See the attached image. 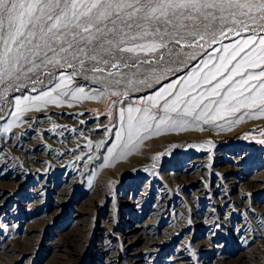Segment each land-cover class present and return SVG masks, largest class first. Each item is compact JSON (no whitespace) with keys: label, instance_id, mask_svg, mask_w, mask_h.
Instances as JSON below:
<instances>
[{"label":"rangeland","instance_id":"1","mask_svg":"<svg viewBox=\"0 0 264 264\" xmlns=\"http://www.w3.org/2000/svg\"><path fill=\"white\" fill-rule=\"evenodd\" d=\"M245 37L237 40L234 34L219 37L220 43L205 45V49L181 50L169 44L171 56L166 50L163 61L142 63L138 68L122 65L134 59L153 60L157 54L141 52L138 57L124 54L119 70L122 75L103 65V73L93 74L80 71L78 64L72 69L62 61L59 65L45 66L37 60L36 71L27 72L25 68L18 80L0 81V264H253V260L261 261L264 253L257 237L246 239L252 232L256 233L259 211L264 208V157L254 153L261 150L264 154L261 143L264 110L256 106L221 108L226 94L221 91L203 100L201 108L208 105L210 109L203 118H196L201 108L184 116L182 122L175 112L167 113L168 119L179 125L170 138L147 139L144 132L133 129L129 139V108L141 109L131 114L136 122L144 115V109H150V114L156 117L166 114L165 99L171 100L169 93L178 94L187 85L188 76L208 59L205 52L215 59L224 53L213 49H222ZM148 39L136 42L146 43ZM182 43H191V39ZM177 52L181 54L177 56ZM90 67L91 61L85 65ZM63 72L75 73L76 80H80L78 85L57 90V80ZM108 72L114 75L109 76ZM82 84L97 89L87 94V101L77 92ZM199 91L189 89L188 94L197 95ZM48 92L51 96L44 95ZM161 93L164 96L157 100ZM95 97L99 100L94 101ZM213 100L217 103H210ZM80 108H83L81 114ZM57 109L77 112L76 117L85 118L87 131L93 125H100L85 137L86 145H81L84 149L74 148L72 156L67 151L57 154L62 144L57 142V134L52 133L57 131L53 124L56 119L49 116L57 114ZM35 117L45 120L29 125ZM79 130V126H74V135L79 136ZM189 132L200 136L178 138ZM38 135L44 138L40 140ZM121 140L133 142L130 143L132 156L114 161L117 150L122 148L116 146ZM28 142L36 146L35 156L29 157ZM142 151L150 155L138 162L136 157ZM181 157L184 159L180 170L197 176L191 192L182 191L167 180ZM197 158L200 159L197 166L189 164ZM209 161L211 165L207 164ZM126 164L133 167L125 168ZM227 166L244 168L246 174L231 172L228 176L218 169ZM251 178H256L259 188L250 186ZM226 184H233L229 194L235 197L221 198L226 200L223 206L232 211L230 219H223L226 210L221 207L217 219L211 220L209 216L188 220L185 216L182 220L186 223L181 228L174 226L172 212L177 214L184 203L187 208H195L196 204L190 201L192 192L204 191L198 200L213 204L220 200L217 197ZM159 195L163 202L168 199L166 215L160 213ZM242 222L243 226H238ZM161 237L163 240H158Z\"/></svg>","mask_w":264,"mask_h":264},{"label":"snow or ice","instance_id":"2","mask_svg":"<svg viewBox=\"0 0 264 264\" xmlns=\"http://www.w3.org/2000/svg\"><path fill=\"white\" fill-rule=\"evenodd\" d=\"M244 32L250 35L213 49L224 55L214 59L205 52L208 59L188 76L187 85L178 94L169 93L173 98L165 99L164 111L175 112L182 122L184 116L201 108L203 100L221 91L226 92L221 108L256 106L264 110V0H0V81L18 80L25 68L27 72L36 71L37 60L45 66L62 61L72 69L78 64L80 71L93 74L103 73V65L122 75L119 70L124 54H157L153 60L134 59L122 65L138 68L142 63L163 61L166 50L171 56L169 44L181 50L205 49V45L220 43L219 37H239ZM145 38L150 39L136 42ZM189 38L191 43H182ZM89 61L92 67L85 68ZM64 79L72 77L62 76ZM189 89L200 91L189 95ZM44 95L51 96V92ZM163 96L161 93L157 100ZM209 110L204 105L196 118H203ZM134 111L139 113L141 109H128L130 140L133 129H146L147 121L155 119L150 109H144L143 117L136 122L131 115Z\"/></svg>","mask_w":264,"mask_h":264},{"label":"bare ground","instance_id":"3","mask_svg":"<svg viewBox=\"0 0 264 264\" xmlns=\"http://www.w3.org/2000/svg\"><path fill=\"white\" fill-rule=\"evenodd\" d=\"M248 35H250V33L248 34L247 32H244V33H242V35L241 36H239V37H237L236 38V40L237 39H241L242 37H245V36H248ZM236 36V35H235ZM62 76H71L72 77V79H64V80H61V77ZM76 77H77V75H75V73H67V72H63V73H60L59 74V78H58V80H57V85H59V87H57V90H62V89H64V87L65 86H67V85H69V87L71 86V84H77V83H79V81H77L76 80ZM66 82L65 83V85H63V82ZM56 85V86H57ZM78 85V84H77ZM84 84H82V85H79L78 86V88H84L83 90V93H80V97L82 98V99H84V100H86L87 99V94L89 93V92H91V90H97L96 88H95V86L94 85H90V86H87V87H85V86H83ZM74 86H76V85H74ZM60 97V96H59ZM60 99H61V97H60ZM101 99V98H100ZM172 99V98H171ZM88 100V99H87ZM86 100V101H87ZM94 101H97V100H99V97L97 98V97H95L94 99H93ZM58 101V100H57ZM78 102V101H77ZM82 106V105H81ZM49 110V109H48ZM61 111L63 112V113H61ZM80 114H81V112H83V108H80ZM55 113V112H54ZM76 114H77V112H74V111H70V110H63V109H57V114L55 113V114H50L49 116H52L53 118H55L56 120H54V122H53V124H55L56 125V128H57V131L56 132H52V133H56L57 135V138H56V140H57V142L59 143V144H62V145H59V150H57L58 151V153L57 154H63V152L64 151H67V153H69V155L70 156H72L71 155V153H72V151L74 150V148H83L84 149V147H81V145H86V139H85V137H87L88 136V134L89 133H93V130L96 128V127H98V126H100V125H97V126H95V125H93L92 127H90V129H89V131H87V130H85L84 129V127H85V118H83V117H76ZM222 114V113H221ZM35 115V114H34ZM33 115V116H34ZM216 115H217V113H216ZM159 116V115H158ZM143 117V116H142ZM155 117V119H152V120H149V121H147V124H148V127L146 128V129H141V130H139V131H141V132H144L143 134H144V138H147V139H150V138H155V137H157V138H165V139H168V138H170L169 136H171V135H173L176 131H178V127H179V125L177 124V121L175 122L174 120H170V119H168V118H166V117H168L167 116V114H162V115H160L159 117H156V116H154ZM177 117V116H176ZM259 117V116H258ZM51 118V117H50ZM28 120V119H27ZM41 120H45V119H43V118H37V117H35V118H33V119H31L29 122H28V124L29 125H31L32 123H35V122H37V121H41ZM162 120H164V123H161V121ZM189 120V119H188ZM179 121V120H178ZM179 123H180V121H179ZM74 126H79L80 127V130L78 131V134H79V136H76V135H74L75 134V132H74ZM31 126H29V128H30ZM51 127H53V126H51ZM55 128V129H56ZM194 131V130H193ZM184 132V131H183ZM187 132V131H186ZM178 133V132H177ZM197 133V132H196ZM107 134V133H106ZM141 134V133H140ZM108 135V134H107ZM137 135V134H136ZM202 135V134H201ZM23 136V135H22ZM38 136H40L39 137V139L41 140V139H43L44 138V135H38ZM37 136V137H38ZM137 136H139V135H137ZM200 136V133L199 134H194V133H192V134H190V132H189V134L187 133V134H180L179 135V137L178 138H190V137H199ZM143 137V136H142ZM22 138V137H21ZM36 138V137H35ZM88 138V137H87ZM37 139V138H36ZM35 140V139H34ZM135 140V139H134ZM133 140V141H134ZM144 141V140H143ZM31 143H32V141H30ZM37 142V141H36ZM39 142V141H38ZM52 142V141H51ZM89 142V141H88ZM29 143V142H28ZM130 143H133V142H130V141H126V140H124V141H119L117 144H116V146L117 145H120L119 146V148L120 147H122L120 150H117V156L114 158L115 160L114 161H123V160H127V159H129L131 156H132V151H133V149H132V147H131V145H130ZM139 143H142V142H139ZM35 144H37V143H35ZM27 145V144H26ZM139 147H140V145H138ZM159 147H162L161 145L159 146ZM40 149L41 147L39 146H37V149ZM86 148V147H85ZM118 148V149H119ZM26 149H27V151H30V154H29V157H32V156H35V154L33 153L35 150H36V146H34L33 144H30L29 143V146H27L26 147ZM111 149V148H110ZM114 150V149H113ZM46 151V150H45ZM56 151V150H55ZM111 151V150H110ZM109 151V152H110ZM194 151H197V150H194ZM145 152V151H144ZM143 151H142V153H141V155L140 156H138V157H136V161H138V162H140V161H143V160H145V159H147L148 157H149V155H150V153L149 152H145L144 153ZM198 153H199V151H197ZM34 155H33V154ZM37 153V152H36ZM42 153V152H41ZM82 153V152H81ZM112 153V152H111ZM114 153V152H113ZM134 153V152H133ZM248 152H246V154L245 155H248L247 154ZM250 153H253L252 151H250ZM255 153V155L256 156H260V155H262L263 157H264V154L262 153V151L261 150H257V151H255L254 152ZM115 154V153H114ZM219 154V153H218ZM45 155V154H44ZM79 155V154H78ZM108 155H109V153H108ZM107 155V156H108ZM28 156V155H27ZM74 156V155H73ZM81 156V155H80ZM200 154H198V157L200 158ZM76 157V156H75ZM79 158V157H78ZM81 158V157H80ZM199 158H197V159H195V160H192L191 162H189V164H191L193 167H195V166H197L196 164H197V162H198V160H200ZM259 158V157H258ZM105 159H106V157H105ZM183 157H181L180 158V160L178 161V163L179 164H177V166H176V170L175 169H172V171L169 173V175H168V178H167V180H170L171 182L173 181V183L175 184V186H176V188L177 187H181L180 189L183 191V190H186V192H191L192 191V186L196 183V180H197V176H194V175H189L188 173H185V171H183V170H180V166L181 165H183ZM218 159H219V157H218ZM133 162H135V161H133ZM137 162V163H138ZM211 162H212V160H211ZM211 162L209 161V162H207V164L209 165H211ZM118 164V163H117ZM116 164V165H117ZM131 164V163H130ZM115 165V164H114ZM130 165H128V164H126V166H124L125 168H127V167H129ZM130 167H133L132 165L130 166ZM238 167V166H237ZM123 169V168H122ZM219 170H223V172H225L228 176L229 175H231V172H232V174H234V173H241V174H246V169H241V168H233V167H231V166H227V167H224V168H222V169H220V167L218 168ZM217 170V169H216ZM253 177H254V175H253ZM229 178H234L233 176H231V177H229ZM228 178V179H229ZM259 179V178H258ZM263 179H264V175H263ZM251 182H250V186H253V187H255V189L258 187V185H257V183L255 182V180H256V178L254 179V178H251V179H249ZM233 182H236V180H234ZM227 185V187L225 188V187H223V188H225V189H223V192L220 194V196H218L217 198L218 199H220L219 201H216L215 203H213V204H204L202 201H199L198 200V196H203L204 195V191H201V192H199V191H196V192H192L193 193V195H192V197L193 198H191V202L194 204H196L194 207L195 208H193V209H191L189 206H188V208H187V205L184 203V204H182V206L181 207H179V208H182L181 210H179V212L177 213V214H175V212H172V214H171V216L173 217V219H174V226H177L178 228H181L182 226V223H186V221H183L182 220V218L183 217H188V220L190 219V218H192V217H195V219H196V217L197 218H200L201 219V217H209L210 216V219L211 220H214L215 218L217 219V217L218 216H220L221 215V213H222V210L223 211H225L224 213V215L222 216L223 217V219L224 220H227V219H230L229 218V216H230V214H231V212L232 211H229V210H227V208L226 207H224L223 205L226 203V200H224V199H222L221 200V198H223V197H227V200L229 199V198H235V197H232V196H230V194H229V192H230V190H231V188H232V185L233 184H226ZM178 188V189H179ZM259 188V187H258ZM161 190V189H160ZM191 197V196H190ZM189 197V198H190ZM158 198H159V202H158V204H159V208H160V213H162V214H167L166 213V211L168 210L167 209V205H168V199H166L164 202H163V197L161 198V195H159L158 196ZM216 198V199H217ZM217 199V200H218ZM134 203V202H133ZM243 203V202H242ZM212 205H215V206H212ZM219 205H221V206H219ZM221 207H222V210H221ZM234 208V207H233ZM204 209L206 210V211H204ZM259 213H260V216H259V219H258V222L256 223V225H255V230H256V233H254V232H252L250 235L251 236H249L246 240H252V238H254V237H257V242L260 244V245H262V246H260L262 249V251H263V253H264V229H263V227H264V208L262 209V210H260L259 211ZM182 215V216H181ZM185 217V218H186ZM231 217V216H230ZM185 220V219H184ZM199 222V221H198ZM213 222V221H212ZM217 222V221H216ZM229 223V222H228ZM243 222L242 223H240L238 226H243ZM258 224V225H257ZM243 228V227H242ZM254 230V231H255ZM214 231V230H213ZM170 237V236H169ZM157 238V237H156ZM158 240H160V241H162L163 239H162V237L160 238V239H158ZM168 240V239H167ZM248 243V242H247ZM253 251V250H252ZM222 256V255H221ZM251 259V258H250ZM235 263V262H234ZM181 264V263H180ZM244 264V263H243ZM253 264H264V257L262 258V260L260 261L259 260V262L258 261H254L253 260Z\"/></svg>","mask_w":264,"mask_h":264}]
</instances>
